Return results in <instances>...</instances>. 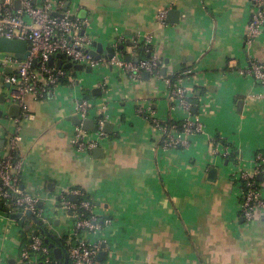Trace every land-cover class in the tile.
Here are the masks:
<instances>
[{
    "label": "crops",
    "instance_id": "1",
    "mask_svg": "<svg viewBox=\"0 0 264 264\" xmlns=\"http://www.w3.org/2000/svg\"><path fill=\"white\" fill-rule=\"evenodd\" d=\"M107 2L74 0L71 12L88 21L85 31L95 41L125 45L117 53L144 59L142 47L151 46L166 73H145L134 82L103 61L45 99L27 94L28 116L6 99L0 103V157L8 155V137L20 126L25 192L48 199L63 186L79 187L97 214L114 219L99 264H264V211L251 222L240 213L239 175L253 171L256 154H264V85L239 71L253 60L264 64V31L247 40L251 0ZM163 9L178 10L179 20L170 22L168 13L161 24ZM102 77L107 93L99 86ZM169 77L188 90L190 111L174 103ZM83 97L109 106L102 113L112 127L100 139L101 157L72 142ZM151 113L163 124L198 119L204 130L183 135L184 148L164 149ZM96 118L93 111L88 119L96 124ZM0 216V251L18 252L19 238ZM61 230L63 219L55 218L51 232L59 237Z\"/></svg>",
    "mask_w": 264,
    "mask_h": 264
},
{
    "label": "built area",
    "instance_id": "2",
    "mask_svg": "<svg viewBox=\"0 0 264 264\" xmlns=\"http://www.w3.org/2000/svg\"><path fill=\"white\" fill-rule=\"evenodd\" d=\"M68 0H0V37L25 40L31 45L30 55L27 59H20L14 53H0V77H5V82L10 84V91L6 97L10 104L18 105L22 115H29V106L26 103V95L31 94L36 99L45 97L67 80L75 84L76 80L70 69L58 67L56 57L62 54L65 61L84 66L98 67L102 62L118 68L134 81H141L145 73L163 77V64L160 56L146 49L149 57L136 61L134 57L127 59L123 53H116L112 58L98 60L89 52L93 48L95 39L85 31L88 21L82 19L72 11L74 0L69 9H65ZM254 13L249 23L247 40L253 41L264 31V0H251ZM54 13H61L57 16ZM169 10L163 9L158 14V21L166 24ZM74 16L73 18L71 16ZM118 46V45H117ZM51 57L55 59V65L50 66ZM36 60V66L33 61ZM11 68V73L5 70ZM240 73H249L264 85V64L259 60H253L248 69L241 68ZM177 80V79H176ZM171 77L167 79L172 87L173 101L176 105L190 111L193 104L190 101L188 90L177 84ZM3 85V83H1ZM103 92L109 91L105 77L99 82ZM97 107V109H95ZM77 114L82 121L90 117L91 112L96 111L97 121L94 136L81 125L75 127L72 142L78 150L93 151L99 146L100 139L108 135L105 131L106 116L102 113L108 111L109 106L96 105L87 97L80 98L77 102ZM151 121L163 133L161 146L164 149H179L187 146L183 139L185 134L200 133L204 125L198 119L188 118L182 122L163 124L154 113H151ZM23 141L21 127L8 137L9 153L0 157V202L11 212H21L27 218V212L31 211L35 219L29 218L25 225H31L29 231L25 225L21 226L13 220L9 214L2 213L8 220V228L13 229V224L20 226L23 232L15 234L22 241L17 256L12 257L5 246L0 251V264H10V259L17 263L18 259L25 264H63L54 255L53 248L41 237L43 234L39 227L51 231L54 223L48 218L49 213L45 208L43 192L31 194L22 188L23 159L20 154V145ZM226 155V154H225ZM264 174V154L259 152L255 156L253 171H242L239 175L241 184L240 213L249 222L259 217V212L264 211V187L258 183V176ZM77 197L73 201L70 195ZM56 201L60 210L73 220V227L66 230L64 235L57 237L63 240V250L69 255L68 264H99L98 257L103 250L105 242V229L109 228L114 219L110 216L102 218L97 214L94 202L87 192L79 187L67 185L60 188L56 195ZM43 202V205H41ZM55 220V216H53ZM51 226V229L47 227ZM38 231V234H35ZM27 233L24 242L22 235ZM7 233V232H6ZM8 254V256H6Z\"/></svg>",
    "mask_w": 264,
    "mask_h": 264
},
{
    "label": "water",
    "instance_id": "3",
    "mask_svg": "<svg viewBox=\"0 0 264 264\" xmlns=\"http://www.w3.org/2000/svg\"><path fill=\"white\" fill-rule=\"evenodd\" d=\"M105 5H110L109 2H107L108 0H102ZM111 1V0H110ZM72 5L71 0L67 1V6H66V10L69 9V7ZM57 16H61V13H54ZM179 12L176 9H171L169 12V18L168 20L170 22H177L179 20L178 18ZM72 18L74 17L73 15L71 16ZM31 45L29 44V42L25 41V40H18V39H10V38H6V37H0V53H14L18 58L20 59H27L28 56L30 55V50H31ZM125 45L123 44H119L118 47L116 46H104L103 43L95 41L93 43V48L89 50V52L92 54V56H94L96 59L100 60L103 57L105 58H112L114 56V54L116 53L117 49L120 50H124ZM58 58L57 61V66L58 67H65L67 69H75V70H86L87 72H93L94 68L93 66H84L83 64H74L71 61H65L64 57L62 54H57L56 56ZM127 59H131V56H127ZM140 58H135L136 61H139ZM0 65H1V61H0ZM49 65L50 66H54L55 65V59L54 57H51L49 60ZM33 66H36V60L33 61ZM6 74L11 73V68H7L5 70ZM163 73H166V70L163 69ZM146 77H149V73H146L145 75ZM0 83H3V85L1 84V87L5 88V87H10L9 83L5 82V77L1 76L0 77ZM99 91L100 88H97ZM6 94L4 93H0V103H5L6 101ZM13 109H18L17 107H14ZM73 121L75 124L77 125H81L83 123V127L86 130H91L94 128V120L93 119H86L84 121H82L80 119V117L78 115L73 117ZM106 129H111L112 127V123H106ZM104 153V148L102 147H98L95 149V155L97 157H101ZM210 175H211V179H216V175H217V170L215 169H211L210 171ZM262 175L258 176L259 179H262ZM52 184H49V186H51ZM70 198L73 201H77V197L73 194L70 195ZM41 205H43V202H41ZM0 212H4L9 214V216L13 219L19 222V224L21 226L25 225V222L29 220V218L35 219L33 216V213L31 211L27 212V218L23 216V213L21 212H11V210L7 207L4 206V204L2 202H0ZM25 228L27 231H29L31 229V225L27 224L25 225ZM35 234H38V231H35ZM42 238L45 239V242L49 244V246L51 248H53V252L54 255L57 259L61 260L63 264H68L69 263V255L68 253L63 250V248L61 246H55V244L53 242H50V238H54L55 236L53 234H49V237H46L44 234L41 235ZM103 252H101L99 254L98 257V261L100 262L102 260L103 257ZM10 264H16L14 259H10Z\"/></svg>",
    "mask_w": 264,
    "mask_h": 264
},
{
    "label": "rangeland",
    "instance_id": "4",
    "mask_svg": "<svg viewBox=\"0 0 264 264\" xmlns=\"http://www.w3.org/2000/svg\"><path fill=\"white\" fill-rule=\"evenodd\" d=\"M95 70H96V69H94V71H95ZM70 71H71V73H72L73 75H75L76 77L80 74L79 72H81L80 70H75V69H70ZM83 71H86V70H83ZM94 71H93V72H94ZM93 72H88V73L91 74V73H93ZM94 78H95V77H94ZM0 90L4 91L6 94H8L9 91H10L9 88L2 89L1 87H0ZM44 199H45V201H46L45 208H46L47 212L49 213V215H48L49 220L51 219L52 222L54 223V218H53V216H55V218H61V219H63V230H61V233H59V234H57V235H58V236H59V235H64V234H65V231L68 230V229H70V228H72L73 225H74V223L72 222L71 217L68 216V214L62 212V211L60 210V208L57 206L58 203H57V201H56V195H54V196H52V197H50V198H48V199H47V198H44ZM49 199H52V200H53V203H52L51 200H49ZM0 215H1V212H0ZM0 217H1V216H0ZM47 227L51 229V226H50V225H47ZM22 232H23V229H22L20 226H18V225H16V224H13V233H14V235H15V234H20V233H22ZM16 238H17V236H16ZM18 238H19V237H18ZM18 240H19V241H18V242H19V246L21 247V246H22V241H21L20 238H19ZM20 241H21V242H20ZM8 251H9V253L14 254L15 257L17 256V253H18V252H17L14 248L9 247V248H8ZM12 254H11V255H12ZM6 256H8V254H6ZM17 263H18V264H25V263L21 262V261L18 259V257H17Z\"/></svg>",
    "mask_w": 264,
    "mask_h": 264
},
{
    "label": "trees",
    "instance_id": "5",
    "mask_svg": "<svg viewBox=\"0 0 264 264\" xmlns=\"http://www.w3.org/2000/svg\"><path fill=\"white\" fill-rule=\"evenodd\" d=\"M145 48L150 49V50L152 49L151 46H143L141 50L144 51ZM149 53L150 52L147 53V55H148L147 57H149ZM67 82H68L67 80H63V83H67ZM258 183L261 186V182L259 181V179H258ZM1 213H4V212H1ZM39 229L46 237H49V234H52V232L47 228L44 229V228L39 227L38 230ZM26 234L27 233L24 232L22 235L24 242L27 240ZM50 242H53L55 244V246H63V244H64L63 240L58 239L56 236L54 238H50Z\"/></svg>",
    "mask_w": 264,
    "mask_h": 264
}]
</instances>
